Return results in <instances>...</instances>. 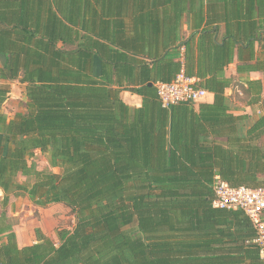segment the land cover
<instances>
[{"label":"trees","instance_id":"obj_1","mask_svg":"<svg viewBox=\"0 0 264 264\" xmlns=\"http://www.w3.org/2000/svg\"><path fill=\"white\" fill-rule=\"evenodd\" d=\"M0 54L27 97L8 118L0 86L4 202L77 215L60 243L37 229L19 246L2 212L0 264H264L250 218L213 205L217 177L264 187V81L249 77L264 72V0H0ZM181 73L213 100L164 107L156 83ZM236 84L262 114L232 112ZM36 151L58 172L39 170Z\"/></svg>","mask_w":264,"mask_h":264},{"label":"built area","instance_id":"obj_2","mask_svg":"<svg viewBox=\"0 0 264 264\" xmlns=\"http://www.w3.org/2000/svg\"><path fill=\"white\" fill-rule=\"evenodd\" d=\"M3 82L0 72V86ZM198 79L179 74L170 82H157L156 87L162 105L170 108L180 102L199 103L205 101L211 94L197 85ZM260 112V110H258ZM215 199L213 205L217 208L243 211L253 223L256 237L253 239L264 258V187L251 188L245 185L232 186L217 177L214 182Z\"/></svg>","mask_w":264,"mask_h":264},{"label":"rangeland","instance_id":"obj_3","mask_svg":"<svg viewBox=\"0 0 264 264\" xmlns=\"http://www.w3.org/2000/svg\"><path fill=\"white\" fill-rule=\"evenodd\" d=\"M233 70L234 68L230 67L227 69V73L231 76H234L232 74ZM234 79L237 80V76H234ZM232 90L233 96L235 94V99L233 97V100L236 101V104L241 107L247 103L248 99L242 94L241 88L238 84L234 85ZM131 95L132 92L128 91L126 98L127 101L131 100ZM206 100H208V97ZM258 110H261L260 104H258V106H254L250 111L251 118H255L262 114V111L259 112ZM247 121L251 122V119H247ZM259 144L264 146V137L259 141ZM30 161L34 162L39 170L56 172L59 170V168L50 164L49 156L41 151H36ZM26 179L27 178L23 175L18 176L19 181H25ZM17 197H20L18 200L22 202L16 207L19 211V214L18 216L11 218H13L12 222L14 225H17V233L21 235L22 238H24L26 243H30L36 239L37 229H41L46 235L51 234L53 240L57 243H60L58 233L60 231L72 230L76 225L77 215L72 212L69 207L61 203H55L46 206L48 210L45 211L42 210L41 207L36 206L32 202L31 198L27 195ZM2 198V195H0V215L2 212H6L7 210L6 207H4V200ZM126 229L133 230L134 233H136L137 221L127 226Z\"/></svg>","mask_w":264,"mask_h":264},{"label":"crops","instance_id":"obj_4","mask_svg":"<svg viewBox=\"0 0 264 264\" xmlns=\"http://www.w3.org/2000/svg\"><path fill=\"white\" fill-rule=\"evenodd\" d=\"M184 31H185V36H188V34L190 33V29H189V25L187 23V21H185V25H184ZM7 60V57L4 54H0V66H2ZM236 63L237 61L233 62L232 64H230V67H233V75L238 77V74L236 72ZM227 68V69H228ZM227 69H226V74L228 76H231L227 73ZM234 76H232L234 78ZM249 77L251 79H260L262 81H264V72L262 71H253L250 72ZM4 84H9L10 85V92L8 94V97L3 105V110L6 113V115L8 116V118L13 117L15 114L17 113H26V84L21 83L19 79L17 80H13V81H5L3 80ZM232 88L227 89V96L229 98L230 101V105L232 107V112L234 114H248L251 116V110L254 106H258V104H254V105H250L249 103L242 105L241 107L236 104L235 100H233V97L235 99V94L233 96V92H232ZM127 93L128 91H123L122 96L124 97L125 101L132 105V106H140L142 104V97L138 94L132 93L131 95V100L127 101ZM125 95V96H124ZM262 95H264V88H263V93ZM213 100V95L208 96V100L211 102ZM245 122V123H244ZM247 120H243L240 124H239V131L242 135H245L248 127L250 126V121L247 123ZM246 124V125H245ZM0 195H2V199L4 200V192L3 190L0 188ZM20 197H17L13 194H10L9 199L7 202H4V207H6V213L7 215L11 218V217H16L19 214V211L17 210V205L21 204L22 202H20L18 199ZM55 204V203H54ZM37 206V205H36ZM49 206V205H48ZM41 207V206H38ZM42 210L47 211V207H41ZM11 220H13V218H11ZM14 231L16 233V238H17V242L19 246H26V245H31L33 243H35L37 241V236L36 239L30 243H26L24 241V238H22L21 235H19L17 232V225H14ZM47 236L51 237V234H47Z\"/></svg>","mask_w":264,"mask_h":264}]
</instances>
